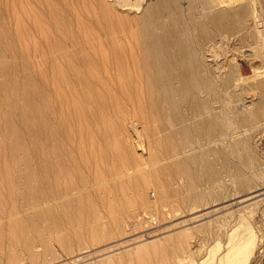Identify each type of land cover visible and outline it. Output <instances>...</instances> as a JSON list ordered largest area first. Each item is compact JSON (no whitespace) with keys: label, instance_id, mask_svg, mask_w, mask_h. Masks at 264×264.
I'll list each match as a JSON object with an SVG mask.
<instances>
[{"label":"bare ground","instance_id":"1","mask_svg":"<svg viewBox=\"0 0 264 264\" xmlns=\"http://www.w3.org/2000/svg\"><path fill=\"white\" fill-rule=\"evenodd\" d=\"M211 4L210 0H187V5L183 0H148L139 14L125 17L105 0H51L52 26L62 34L59 37L48 30L38 10L22 3L21 9L35 18L59 53L51 56L44 51L49 58L46 73L27 69L16 41L30 40V28L20 23L16 38L1 27L0 5V236L5 238L7 231L15 236L3 243L9 248L10 264H18L24 252L31 253L33 263L38 255L32 251L40 239L49 249L46 237L54 226L50 224L60 231L63 217L80 225L61 236L63 249L82 248L85 242L92 246L122 234L125 222L149 204L175 215L186 206L208 203L209 193L199 188L214 184L232 169L238 173L239 191L247 196L240 200L260 194L249 195L258 190L254 177L212 141L222 136L226 123L224 114L214 111L216 85L243 99L247 92H255L250 105L245 104L239 115L232 113L236 123L251 125L264 114V79L238 92L236 66L217 81L203 58L206 45L223 33L234 34L238 15L249 13L252 6L203 13L201 7ZM75 10L83 17H76ZM247 39L244 35L240 42ZM234 44L238 51V37ZM9 53L16 58L8 59ZM135 121L144 134L156 137V143L151 140L155 148L151 159L163 181L172 185L183 178L190 194L180 197L181 187L165 189L152 205L153 192L147 185L153 183L149 180L154 171L145 170V179L141 174L142 163L149 160L142 162L130 139L137 127L130 125L131 131L129 123ZM247 140H238V149ZM212 191L215 200L224 194ZM134 200L137 206L148 205L131 211ZM205 229L202 225L193 235ZM243 231L217 257V264H246L254 240L248 225ZM172 244L177 246L176 241ZM208 256L211 261L212 250Z\"/></svg>","mask_w":264,"mask_h":264},{"label":"rangeland","instance_id":"2","mask_svg":"<svg viewBox=\"0 0 264 264\" xmlns=\"http://www.w3.org/2000/svg\"><path fill=\"white\" fill-rule=\"evenodd\" d=\"M50 1L51 0H0L1 9L4 11V15L1 19V27H5L10 32L14 33L16 38L19 34L20 23H24L30 28V40L16 41V48L20 57L28 63L27 69L37 73H46V70H49L47 65L49 58L45 56L44 51L51 56H59V53L55 51L57 49L52 48V45L43 34L35 18L29 15L25 10H22L21 5L25 3L35 10H38L44 18V23L48 30L54 36L61 37L62 34L60 31L54 29L52 26L54 21L52 9L49 6ZM105 1H107L109 6L112 7L111 9H115L117 13L129 17L139 14L148 0H129V4H122L118 0ZM183 1L187 5V0ZM210 1L212 3L210 7H201L203 13H211L222 8L235 11V9H239L245 4H250L252 6L249 13L242 16L238 15L236 20L238 28L234 34L223 33V36H220L221 38L218 37L219 40L217 39L206 45L203 57L204 61L209 64V67L211 66L210 72L215 73L217 81L223 78L226 72L231 68L230 66H236L238 78L235 81V85L238 87V92L242 93L243 89H246L248 85L252 83L255 84L257 81L264 79V71H260V69L264 68V0ZM113 3H115V5ZM75 14L76 17H83L78 10H75ZM90 16L91 13L87 11L86 19H89ZM244 35L248 36V39L245 43H241L240 38ZM237 37L238 51L234 48L236 47L234 43ZM5 39L7 40V37H5ZM69 45L68 48L71 47V44ZM36 46H38L39 49H36ZM7 57L8 59H15L16 54L14 56L12 53H9ZM1 79H3L2 75H0V80ZM216 86L214 111H220L219 113L221 116L224 114L222 118L224 120L225 117L226 123L224 120L223 134L219 139L213 140L212 145L223 147L228 155L239 161L241 167L250 173L256 181L255 188L258 190L254 193H249V195L260 193L259 195L240 200L247 196H244L243 192L239 191L237 184L238 173L232 169L229 174L222 175V178L220 177L217 181H214V184L206 183L199 188L206 194L207 192L209 193L208 198L210 199H208V203L186 206L184 207V211L180 209L179 214L166 215V213H163L164 211H159L156 206L151 208L149 206L151 204H143L144 207L148 205L145 207L146 209L142 206L141 202H139V206H137L138 204L136 200H134L135 202L133 201L134 203L132 202V205H130L132 207H130V210L132 209L131 211H136L140 208L144 209H142L136 217L130 220L128 219L125 222V231L122 234L110 239L105 238L92 246H87L88 242L83 243L82 248H80L79 245H75L71 250L63 249L64 245L61 241V236L74 232L80 225L74 226L68 218L63 217L61 218V222L64 228L60 229V231L55 223H45H49L51 226L54 225L53 231H51L52 233L50 232V235L48 234L46 237V240L50 242L49 249L45 248L46 246L40 238V241L36 239V241L39 242L33 248L32 255L35 254L38 255V257L32 263L31 253L24 252L23 255L21 254L22 260L18 264H153L155 262H158V264H217V257L225 254L229 244L240 238L239 236L244 233L243 230L246 225H248L253 232L254 240V249L246 264H264V114L260 121H254L251 125L236 123L232 113L234 115H239L245 104L250 105L254 99L255 92H247L245 95L246 97L243 99L239 95L238 97L235 96L231 92V89L219 88L218 84ZM154 123L152 125L153 128H157V122ZM130 125H134V128L137 127V130H131ZM129 129L133 131V136H131L132 138L130 139L136 145L137 155L141 157L142 162L147 159L149 160V163L146 161L141 165V168H143L141 171V174L143 173V178L145 179L148 177L144 173L145 170H151L150 172L154 171L151 173V178L149 180L153 183L150 184L149 182L148 184L150 185H147L150 193L153 192L151 195L152 205L158 202V192L161 193L163 190L167 192L169 188L174 189L181 187L178 191L180 197L190 194L191 189L184 186L183 178H180L172 185H167L161 178L160 173H158L159 171L156 168L157 165H155L154 159H151L153 158L151 153L153 154L155 151L152 143V141L155 142V135V138L153 137L152 140L151 136L144 134L143 127L139 122L133 124L129 123ZM158 133L162 135V132ZM159 134L157 137H160ZM135 138L138 140H135ZM244 139H248L245 146L238 149V140L244 141ZM135 141H140L141 143H136ZM247 144L251 147L250 149L249 147L247 148ZM152 147L154 149H151ZM150 160L153 161L151 162ZM164 162L165 160H161V163ZM144 167L146 168L144 169ZM131 171L133 170L131 169ZM130 191H133V189ZM211 191L220 193L223 191L224 197L221 195V198L215 200ZM168 196L169 195H167V197ZM257 201L261 209L255 205ZM63 219L66 220V222H64ZM202 225H205L206 229L199 230L193 235V230ZM238 225L241 226L238 228ZM70 227L73 231H71L72 229H70ZM10 232L11 231H7L8 236L6 235L5 238L4 235L3 237L0 236V254L3 257L2 264H10V262L6 260V252L9 248L5 247L3 244L6 238L15 239L14 234ZM53 232L55 233V237ZM181 233L185 235V238L181 239L179 237ZM3 238L4 240L2 241ZM74 238L77 239L78 236L75 235ZM87 238H89V236H87ZM175 241L177 246L173 247L172 243ZM163 245H165V249L160 250V247ZM15 247L13 246L11 249L15 251ZM210 250H212L214 254L211 261L208 256ZM20 252L21 251H18V253Z\"/></svg>","mask_w":264,"mask_h":264}]
</instances>
